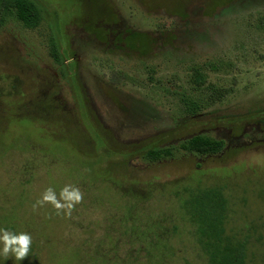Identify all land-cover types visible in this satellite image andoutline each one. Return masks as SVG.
<instances>
[{"label":"rangeland","instance_id":"374dc122","mask_svg":"<svg viewBox=\"0 0 264 264\" xmlns=\"http://www.w3.org/2000/svg\"><path fill=\"white\" fill-rule=\"evenodd\" d=\"M37 1L44 10L34 28L0 8V224L18 223L13 232L0 229L30 236L33 264H59L100 240L112 255L117 247L121 259L133 254L146 264L127 231L145 229L147 214L179 225L162 264H208L169 188L139 204L138 220L126 221L133 203L92 178L96 169L85 167L76 146L94 151L92 140H82L89 119L51 54L59 36L76 60L90 121L113 148L178 145L202 133L226 142L214 155L153 162L143 152L117 153L92 167L109 169L125 187L192 176L226 184L230 226L252 234L249 263L264 264V0ZM212 89L223 96L187 115L181 95ZM68 185L81 194L71 209L39 202L51 188L64 204L59 193ZM26 259L0 253V264Z\"/></svg>","mask_w":264,"mask_h":264},{"label":"trees","instance_id":"16d2710c","mask_svg":"<svg viewBox=\"0 0 264 264\" xmlns=\"http://www.w3.org/2000/svg\"><path fill=\"white\" fill-rule=\"evenodd\" d=\"M0 8L4 10L7 16H12L22 22L29 28L36 27L43 17V6L37 0H0ZM62 38L54 36L51 39V54L55 62L61 66V74L69 82L73 83L76 99L84 110L88 122V132L82 140H92L94 151L87 150L86 146L76 144L78 152L83 156L86 162L84 165L91 171L94 180L111 185L114 190L131 204L127 207L126 221L138 220V216L134 213L139 204L150 200L153 193L159 190L169 188L176 200L179 202L183 219L193 228L195 240L199 248L207 258L208 264H250L251 246L253 244L252 234L243 230L235 229L230 226L231 223V201L227 194V185L222 183H203L201 179L195 180L194 176L188 178H176L168 182L149 181L144 187L138 186L134 182L125 187L117 178L112 177L109 169L96 168L92 165L105 162L106 160H114L113 155L119 153L124 157H130L135 153L143 152L145 157L150 161H160L172 159L181 153H189L194 155H214L225 149L226 142L208 134H197L178 145L158 146L147 145L140 149L130 151L118 150L109 145L93 126L90 121L88 110L84 103L80 86L77 81L76 60L73 59L72 53L66 48H62ZM216 95V96H215ZM223 93L217 89H212L210 94H200L196 96L181 95V99L185 105L187 115H196L202 109L207 108L216 99L222 97ZM75 133V132H74ZM52 134H54L52 132ZM71 134V133H70ZM73 134V133H72ZM71 134V135H72ZM92 136V137H91ZM102 172L101 178L94 177L97 172ZM116 193V194H117ZM140 209V208H139ZM139 211V210H137ZM140 212V211H139ZM166 218L148 216L146 214L145 229L139 230L137 226L131 225L127 232L131 231L133 241L140 242L142 246L138 248V253L145 251L144 258L146 264H162L165 256L173 254L171 244L172 234L177 232L179 225L170 228L165 224ZM11 232L14 231L17 222L12 224L5 223ZM0 224V227L5 225ZM5 225V226H6ZM138 231V232H137ZM104 240L96 243L94 250H86L81 255L79 249L70 251L58 260L59 264H71L81 261L84 264H141L138 256L129 254V257L122 258L117 254L116 248L112 250H103ZM27 254L26 264H33L37 260L38 254L35 252L37 246L31 244ZM32 257V258H31ZM72 261L71 259H75ZM78 259V261H77Z\"/></svg>","mask_w":264,"mask_h":264},{"label":"clouds","instance_id":"9594fccd","mask_svg":"<svg viewBox=\"0 0 264 264\" xmlns=\"http://www.w3.org/2000/svg\"><path fill=\"white\" fill-rule=\"evenodd\" d=\"M59 195L60 199L65 202L64 204H61V202L57 200V195L51 188L46 190L43 194L42 201L39 202H51L57 209L61 207L71 209L73 202H78L81 199L79 190L70 185L65 186L60 191ZM0 233H2L0 234V242L3 243L0 253L7 258L11 252L14 254L16 260H23L29 251V244L31 242L30 236L26 233L13 234L4 229H0Z\"/></svg>","mask_w":264,"mask_h":264}]
</instances>
